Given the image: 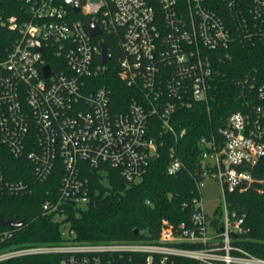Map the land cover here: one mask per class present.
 <instances>
[{"label":"built area","instance_id":"obj_1","mask_svg":"<svg viewBox=\"0 0 264 264\" xmlns=\"http://www.w3.org/2000/svg\"><path fill=\"white\" fill-rule=\"evenodd\" d=\"M19 1L17 16L0 9V26L14 33L12 48L0 49V195L33 192L32 183L6 169L7 156L30 161L36 183L59 171L58 191L42 204L57 220L66 208L90 202L91 171L105 182L109 168L129 184L141 181L167 138L185 136L177 132L178 114L197 105L211 110L221 66L238 48L264 46V0ZM91 23L99 36L91 35ZM103 35L118 43V77L132 90L121 111L102 82L113 60H102ZM235 85L238 110L217 136L200 140L203 180L212 177L222 189L223 206L213 216L198 182L184 205L189 220L164 221L156 241L4 247L16 230L8 227L0 231V264L33 257H57L58 264H264V249L254 254L244 246L246 215L231 208L236 193L263 184L252 172L264 159V73L253 68ZM172 157L166 173L176 175L183 163L174 150Z\"/></svg>","mask_w":264,"mask_h":264},{"label":"trees","instance_id":"obj_2","mask_svg":"<svg viewBox=\"0 0 264 264\" xmlns=\"http://www.w3.org/2000/svg\"><path fill=\"white\" fill-rule=\"evenodd\" d=\"M22 4L19 0H0V9L7 17L19 15ZM14 33L0 26V49L12 48ZM113 56L103 84L110 90L112 101L118 111L128 104L132 90L124 86L118 77L121 51L118 43L103 35ZM259 68L264 73V46L238 48L231 62L221 66L223 76L218 80L219 88L214 93L211 110L202 105L178 114L181 121L177 132L186 131L178 141L168 137L154 158L141 181L129 184L113 169H108V181H102L96 171L89 177L92 184L90 202L84 208L65 209L63 218L45 215L42 204L47 193H56L60 186L61 173L55 172L45 183H36L28 160H15L7 156L6 169L16 179L29 181L32 194L0 195V221H24L25 225L14 230L13 238L4 247H19L26 244L64 243L89 244L99 242L156 241L164 221L178 225L190 217V204L196 184L203 181L202 172L206 163L202 159L200 140L218 135V125L238 110L235 102L239 89L235 80L245 72ZM218 138V137H217ZM175 157L182 163L176 175L166 173V168ZM257 182L254 188L236 193L231 198V208L246 215L247 232L244 246L254 254L264 249V159L253 170ZM30 177V178H29ZM259 189H262L261 191ZM9 230L0 224V231ZM135 230L139 231L135 235ZM261 248V250H260ZM16 264H58L57 257H33L16 261Z\"/></svg>","mask_w":264,"mask_h":264},{"label":"rangeland","instance_id":"obj_3","mask_svg":"<svg viewBox=\"0 0 264 264\" xmlns=\"http://www.w3.org/2000/svg\"><path fill=\"white\" fill-rule=\"evenodd\" d=\"M201 191L204 198L205 210L209 216H213L216 209H222V189L220 183L212 178H206L202 181ZM61 217H58L60 219Z\"/></svg>","mask_w":264,"mask_h":264},{"label":"water","instance_id":"obj_4","mask_svg":"<svg viewBox=\"0 0 264 264\" xmlns=\"http://www.w3.org/2000/svg\"><path fill=\"white\" fill-rule=\"evenodd\" d=\"M89 31L91 33V35L93 37H97L101 34V30L95 25V24H89ZM101 48H102V60L104 63H109L112 60V54L111 52L108 50L107 45L105 43H101ZM44 72H45V76H49L50 75V68L49 67H45L44 68ZM248 169H251V166H247ZM0 224L2 226H7L10 229H20L21 227H23L25 225L24 221H0ZM135 235L139 234L138 230H135L134 232Z\"/></svg>","mask_w":264,"mask_h":264}]
</instances>
